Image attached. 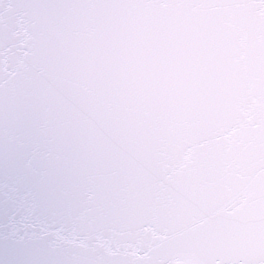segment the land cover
I'll list each match as a JSON object with an SVG mask.
<instances>
[{
    "label": "water",
    "instance_id": "water-1",
    "mask_svg": "<svg viewBox=\"0 0 264 264\" xmlns=\"http://www.w3.org/2000/svg\"><path fill=\"white\" fill-rule=\"evenodd\" d=\"M0 264H264V0H0Z\"/></svg>",
    "mask_w": 264,
    "mask_h": 264
}]
</instances>
